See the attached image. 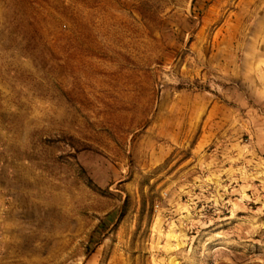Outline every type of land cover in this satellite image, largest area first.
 Returning <instances> with one entry per match:
<instances>
[{
	"label": "rangeland",
	"instance_id": "1",
	"mask_svg": "<svg viewBox=\"0 0 264 264\" xmlns=\"http://www.w3.org/2000/svg\"><path fill=\"white\" fill-rule=\"evenodd\" d=\"M0 264H264V0H0Z\"/></svg>",
	"mask_w": 264,
	"mask_h": 264
}]
</instances>
